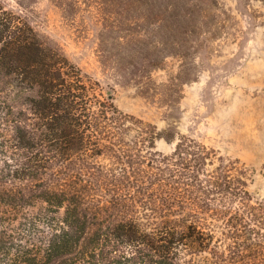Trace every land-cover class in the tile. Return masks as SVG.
<instances>
[{
  "label": "trees",
  "instance_id": "1",
  "mask_svg": "<svg viewBox=\"0 0 264 264\" xmlns=\"http://www.w3.org/2000/svg\"><path fill=\"white\" fill-rule=\"evenodd\" d=\"M0 74V264H264L241 159L124 112L1 3Z\"/></svg>",
  "mask_w": 264,
  "mask_h": 264
},
{
  "label": "rangeland",
  "instance_id": "2",
  "mask_svg": "<svg viewBox=\"0 0 264 264\" xmlns=\"http://www.w3.org/2000/svg\"><path fill=\"white\" fill-rule=\"evenodd\" d=\"M0 0L124 112L250 169L264 200V0ZM176 3V2H175ZM0 74V95L8 92ZM16 111L26 110L13 95ZM167 153L172 145L157 141Z\"/></svg>",
  "mask_w": 264,
  "mask_h": 264
}]
</instances>
